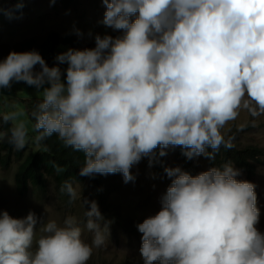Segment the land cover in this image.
Wrapping results in <instances>:
<instances>
[{"label":"clouds","instance_id":"clouds-1","mask_svg":"<svg viewBox=\"0 0 264 264\" xmlns=\"http://www.w3.org/2000/svg\"><path fill=\"white\" fill-rule=\"evenodd\" d=\"M102 2L103 25L121 35L96 34L95 47L68 48L54 66L36 50L0 60V89L25 82L42 96L31 113L35 141L55 134L82 152L81 176L134 181L133 165L143 157L151 165L157 148L160 156L179 146L189 159L215 161L222 145L233 146L226 124L241 110L264 115V0ZM20 115L2 116L17 151L28 142ZM165 173L171 184L160 210L137 225L144 264H264L255 185L237 179L232 161L197 175L179 166ZM65 190L76 198L71 184ZM84 202L91 244L74 217L37 228L33 211L16 218L0 210V264H87L110 221L95 200Z\"/></svg>","mask_w":264,"mask_h":264},{"label":"rangeland","instance_id":"rangeland-1","mask_svg":"<svg viewBox=\"0 0 264 264\" xmlns=\"http://www.w3.org/2000/svg\"><path fill=\"white\" fill-rule=\"evenodd\" d=\"M18 4L22 6L18 7ZM105 11L102 0H55L54 3L52 0H0V50L27 39L40 42L49 35L58 40L60 53L68 48H93L96 34L107 33L113 37L122 34L103 25ZM77 31L82 35H77ZM41 98L36 88L25 82L14 81L11 88L0 89V116L19 111L21 115L18 119L26 124L31 147L35 146L34 125L26 107L30 100L39 102ZM235 130L240 134L237 140L240 147L253 145L264 151V115L253 117L246 110H241L235 121L225 125L222 134L227 137ZM11 159L7 167L0 165V210H6L11 216L23 218L33 211L38 217L37 228L43 220H55L63 225L67 217H74L82 229V239L91 244L93 233L85 228L87 205L84 201L87 198L98 203L110 224L108 229L101 223L105 242L100 247L93 246L87 264H144L140 254L142 233L137 225L161 208V197L171 184L165 167L179 166L184 170L181 161L168 149L162 173L149 164L148 157H143L131 168L134 181L125 183L121 173L104 175L106 186L100 199L94 197L88 186L76 184V198L68 206L50 183L45 197L37 199L31 190L17 194L13 181L17 161L13 155ZM193 160L197 166L194 175L209 169L204 156L194 157ZM235 168L240 171L237 179L255 185L257 207L260 209L257 227L264 232V161L252 174Z\"/></svg>","mask_w":264,"mask_h":264},{"label":"trees","instance_id":"trees-1","mask_svg":"<svg viewBox=\"0 0 264 264\" xmlns=\"http://www.w3.org/2000/svg\"><path fill=\"white\" fill-rule=\"evenodd\" d=\"M59 47L58 40H56L54 35H49L45 40L40 42L27 39L17 42L11 48L6 47L0 50V60L4 59L13 50L17 52L36 50L42 55L49 66H54L57 64L55 57L60 53ZM59 66L62 69L63 77H66L65 70L67 65L60 64ZM37 103V101L30 100L26 107V111L33 125L35 121L31 113ZM2 116H0V165L2 168L7 167L12 161L11 155L17 161L13 177L17 194L22 195L26 191L31 190L37 199L42 198L45 197L50 183L63 203L71 206L74 199L70 197L66 190L61 191L62 187L67 183L71 184L74 191L76 184H81L88 186L87 188L93 193L94 197L100 199L103 196V190L106 186L103 180V174H95L93 176L80 175V167L84 163V155L82 152H77L70 147H66L55 134L47 137L42 142L35 141L34 147H31L27 142L24 149L17 151L8 142L7 138L8 131L12 127V122L3 123ZM37 134L34 131V136ZM239 135V131L235 130L225 137V140H231L233 146L228 149L222 145L216 155L215 161L204 157L209 168L220 166L226 161H232L234 167H238L252 174L259 165L263 164L264 151L260 147L253 145L245 148L240 147L237 144ZM169 149L181 161L185 171L192 175L197 172V166L193 158L189 159L183 155L181 147L177 146ZM165 156H160L159 148L156 149V158L152 164L161 173L163 171Z\"/></svg>","mask_w":264,"mask_h":264}]
</instances>
